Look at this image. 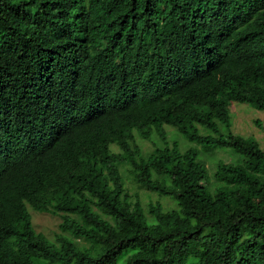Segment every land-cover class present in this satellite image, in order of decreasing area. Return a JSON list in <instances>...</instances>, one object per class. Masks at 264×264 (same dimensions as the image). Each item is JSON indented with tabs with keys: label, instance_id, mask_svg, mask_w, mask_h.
Here are the masks:
<instances>
[{
	"label": "trees",
	"instance_id": "16d2710c",
	"mask_svg": "<svg viewBox=\"0 0 264 264\" xmlns=\"http://www.w3.org/2000/svg\"><path fill=\"white\" fill-rule=\"evenodd\" d=\"M107 79L115 103L52 115ZM234 104L264 114V0H0V264H264V146Z\"/></svg>",
	"mask_w": 264,
	"mask_h": 264
},
{
	"label": "rangeland",
	"instance_id": "374dc122",
	"mask_svg": "<svg viewBox=\"0 0 264 264\" xmlns=\"http://www.w3.org/2000/svg\"><path fill=\"white\" fill-rule=\"evenodd\" d=\"M230 111L233 116L232 120L236 127L235 130L244 136L253 137L257 139L260 144L264 146V114L258 113V111H253L244 105L238 104L232 105ZM256 120L261 122V128L255 125ZM165 130L167 132V142L169 146L172 144V142H176L181 150H186L189 147L195 146L194 144L188 143L182 137V135L176 132L174 129L166 128ZM201 133H204V131H201ZM138 146L141 147L140 149L142 154H148L152 152L155 148L162 146V144L156 136H153L150 141H143L138 144ZM197 148L200 150L199 147ZM201 160L208 168L210 175H212L218 162H235L238 160V157L230 149H221L206 153L202 152ZM123 175L126 177V186L128 191L132 195L137 194L144 207H146L150 200H152L153 202L157 200L160 201L164 209L174 207L173 202L168 198L158 199L155 194L150 195L149 198V192L145 190H138L137 186L131 182V179L129 177H127L125 171H123ZM29 212L31 214V221L35 231L42 233L49 240H53L55 234L58 232L57 227L60 223V219L57 216H52L45 213H37L35 211H32L31 209L29 210Z\"/></svg>",
	"mask_w": 264,
	"mask_h": 264
},
{
	"label": "clouds",
	"instance_id": "9594fccd",
	"mask_svg": "<svg viewBox=\"0 0 264 264\" xmlns=\"http://www.w3.org/2000/svg\"><path fill=\"white\" fill-rule=\"evenodd\" d=\"M86 87L84 89L80 87L73 88L74 91V101L70 108L69 106L65 108H59L61 115L52 114L56 119L68 121L72 118H81L83 114L91 113L94 114L98 112L107 104L115 103L117 99V95L115 96L114 88L116 87V82L112 80H104V84H85ZM104 97L107 99V102L104 101ZM76 99V101H75ZM66 105H70L68 100L65 101ZM37 107V106H36ZM38 108V107H37ZM41 110H44L41 107ZM43 119L41 113L35 122V135L34 139L40 145L46 146L47 136L43 129L40 127V121Z\"/></svg>",
	"mask_w": 264,
	"mask_h": 264
}]
</instances>
